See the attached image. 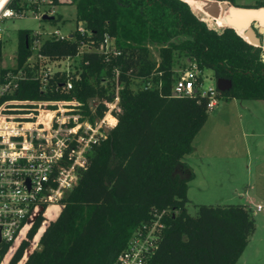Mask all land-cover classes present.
Instances as JSON below:
<instances>
[{"label":"trees","instance_id":"trees-1","mask_svg":"<svg viewBox=\"0 0 264 264\" xmlns=\"http://www.w3.org/2000/svg\"><path fill=\"white\" fill-rule=\"evenodd\" d=\"M20 1L14 0L12 7L18 8ZM183 1L73 0L75 21L83 23L89 36L74 30L71 39L41 42L40 54L59 59L75 56L81 42L98 46L107 37L117 55L84 54L78 62L79 79L71 78L73 89L47 94L74 98L89 118L101 117L103 107L99 105L91 115L89 101L110 99L111 85L102 82L118 69L120 111L106 139L89 152L76 186L57 204L44 208L30 228L29 239L47 221L36 249L23 264H114L132 234L163 211L157 247L146 264H236L243 253L255 230L248 205L198 204L195 215L187 212L185 193L194 174L183 158L190 153L208 110L198 92L174 97L171 91L178 78L174 67L183 59L200 72L210 70L214 80L231 82L224 92L215 89L217 100L264 102L262 50L246 46L227 25L220 32V25L214 27L218 31L209 29ZM220 1L235 5L236 0ZM218 6L223 15L221 3ZM254 13L260 16L264 10ZM31 34L30 30L17 33L15 69L30 56ZM1 50L2 40L0 58ZM10 69H0V76ZM66 80L64 73H55L50 85L58 88ZM146 82L152 87L143 88ZM45 95L37 80L20 82L14 94L19 99ZM27 246L22 242L7 264H17Z\"/></svg>","mask_w":264,"mask_h":264},{"label":"built area","instance_id":"built-area-1","mask_svg":"<svg viewBox=\"0 0 264 264\" xmlns=\"http://www.w3.org/2000/svg\"><path fill=\"white\" fill-rule=\"evenodd\" d=\"M13 1L7 0L0 8V40L4 21L29 16L39 21L43 16L53 17L51 6L54 0H21L18 8L12 7ZM72 1L55 0L58 4ZM76 31L82 35L90 34L84 28ZM71 38V34L61 36L53 31L48 32L45 39ZM43 40L39 32L32 33L27 45L30 56L23 66L13 67L0 76V264H7L22 242H27L28 246L17 264H23L36 249L39 234L47 221H42L31 239L28 238L30 228L43 214L44 208L57 204L76 186L79 171L85 166L89 152L106 139L116 124L115 113L120 111L118 69L112 71L110 79L102 82L105 87L107 83L111 85L107 93L110 99L89 101L91 115L96 113V107H103L101 117L93 115L89 118L83 104L74 98L55 99L47 94H67L73 89L71 78L79 79V67L75 61H80L84 54L117 55L114 48H109L107 37L98 46L91 41L81 42L75 56L59 59H50L39 53ZM55 73H64L67 78L58 88L50 85ZM200 74L197 66L190 64L188 69L178 74L171 95L191 97L198 92L201 98L206 99L209 111L216 105V90L215 87L204 89ZM28 80H37L45 97L16 98L14 94L20 82ZM142 85L143 88L152 87L151 82ZM261 209L260 205L255 206L252 213ZM164 214L161 212L152 223L135 231L114 264H146L157 247Z\"/></svg>","mask_w":264,"mask_h":264},{"label":"rangeland","instance_id":"rangeland-1","mask_svg":"<svg viewBox=\"0 0 264 264\" xmlns=\"http://www.w3.org/2000/svg\"><path fill=\"white\" fill-rule=\"evenodd\" d=\"M185 1L191 3L192 7L186 4L196 14L204 12L205 6L211 4L201 0ZM220 3L230 9L256 5L264 8V0H236L235 5L228 1ZM51 9L54 19L59 18L58 21H39L29 16L1 24L4 32L0 69L15 66L19 30L39 32L43 40L47 38L48 32L57 31L61 36H69L76 29H83V23L75 21L74 4L61 3L51 6ZM214 19L227 25L221 13ZM224 25H220L222 28L219 31L214 27L208 28L220 32ZM245 45L255 47L252 44ZM151 52L157 59L154 48H151ZM78 62L75 61L76 67ZM189 66L187 60L180 59L174 70L180 74ZM200 76L204 89L215 87L210 70L202 71ZM186 160L194 174L187 184L184 199L191 216L195 215L198 204H245L251 212L255 206L262 207L261 211L253 213L255 230L236 264H264V102L217 100L216 105L208 111L205 124L194 137L190 153L183 158V161Z\"/></svg>","mask_w":264,"mask_h":264},{"label":"water","instance_id":"water-1","mask_svg":"<svg viewBox=\"0 0 264 264\" xmlns=\"http://www.w3.org/2000/svg\"><path fill=\"white\" fill-rule=\"evenodd\" d=\"M209 2H211V4L208 7L205 6L204 13L207 14L209 17L211 16L215 18L220 13V8L218 6V3H220V1L218 0L205 1V3H209ZM257 9L264 10L261 7H258ZM221 10L224 16V22L227 24L226 27L233 29L235 32H237L236 29L240 30L243 33V35L249 39L252 45H254L257 48H262L260 59L264 63V39L262 38V36H264V26H261L258 22V20H261L260 22L264 21V14H261L260 16L256 15L254 13L256 9L253 8L230 9L227 6H222V5H221ZM193 14L196 16L198 20L204 22L203 13H201L200 17L197 16L195 12H193ZM52 19L53 17H48V16L42 17L43 21H51ZM230 87H231V82L227 79L215 80V89L218 92H224L228 90Z\"/></svg>","mask_w":264,"mask_h":264},{"label":"bare ground","instance_id":"bare-ground-1","mask_svg":"<svg viewBox=\"0 0 264 264\" xmlns=\"http://www.w3.org/2000/svg\"><path fill=\"white\" fill-rule=\"evenodd\" d=\"M188 4H189V6L190 7H192L191 6V3L190 2H188ZM200 11V10H199ZM201 13H203L204 14V18H203V21L206 23V25L208 26H210V27H215L216 25H224V24H222L219 20H216V19H214V18H212V17H209L207 14H205L204 12H199V13H197L196 15L197 16H201ZM214 21V22H213ZM261 26H264V24L263 25H261ZM237 34L245 41V42H247L248 44H251V42L249 41V39L246 37V36H244L243 35V33L240 31V30H238L237 31Z\"/></svg>","mask_w":264,"mask_h":264},{"label":"clouds","instance_id":"clouds-1","mask_svg":"<svg viewBox=\"0 0 264 264\" xmlns=\"http://www.w3.org/2000/svg\"><path fill=\"white\" fill-rule=\"evenodd\" d=\"M5 3H7V0H0V8H3Z\"/></svg>","mask_w":264,"mask_h":264},{"label":"crops","instance_id":"crops-1","mask_svg":"<svg viewBox=\"0 0 264 264\" xmlns=\"http://www.w3.org/2000/svg\"><path fill=\"white\" fill-rule=\"evenodd\" d=\"M185 157V156H184ZM188 166H189V164H188V161L186 160V161H184Z\"/></svg>","mask_w":264,"mask_h":264}]
</instances>
